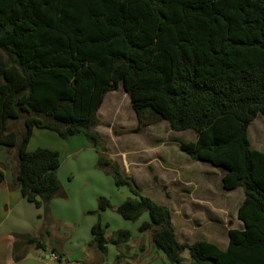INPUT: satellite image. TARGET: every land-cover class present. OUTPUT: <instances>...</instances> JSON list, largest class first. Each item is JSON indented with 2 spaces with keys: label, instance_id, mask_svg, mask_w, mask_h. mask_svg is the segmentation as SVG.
<instances>
[{
  "label": "trees",
  "instance_id": "1",
  "mask_svg": "<svg viewBox=\"0 0 264 264\" xmlns=\"http://www.w3.org/2000/svg\"><path fill=\"white\" fill-rule=\"evenodd\" d=\"M119 84L135 130L148 116L193 130L195 140L179 149L220 168L222 187L241 188L243 198L242 227L228 229L224 248L179 242L169 209L131 187L118 214L136 221L147 212L138 230L151 231L171 264H264V150L252 148L247 134L264 116V0H0V145L16 149L14 183L46 218L50 200L64 195L60 157L44 147L27 150L34 128L61 138L83 134L114 184L130 185L94 130L105 94ZM111 207L97 198L98 211ZM106 226L91 225L101 259L84 264H119L120 253L104 262ZM14 238L15 258L21 247L46 248L42 233ZM129 238L120 229L110 242L118 249ZM58 255L61 264L64 253Z\"/></svg>",
  "mask_w": 264,
  "mask_h": 264
},
{
  "label": "rangeland",
  "instance_id": "2",
  "mask_svg": "<svg viewBox=\"0 0 264 264\" xmlns=\"http://www.w3.org/2000/svg\"><path fill=\"white\" fill-rule=\"evenodd\" d=\"M97 118L94 130L129 186H116L112 176L98 166V149L88 139V144L82 145L83 138H61L43 129L37 130L30 142L31 150L44 147L59 153L57 175L64 195L57 198L61 206L55 216L50 210L49 224L52 234L61 236L66 246L64 263L84 264L101 259V253L90 243V227L99 221L107 225L104 262L114 263L120 253L119 264H171L154 245L151 231L138 230L143 220H149L147 212L130 221L116 211L123 200L132 196L130 187L169 209L179 242L207 238L223 247L228 229L241 227L237 208L243 198L242 189H224L220 168L195 160L179 149L181 142L195 140L193 130H172L166 121L153 116L146 117V123L135 130L136 115L122 84L105 94ZM16 126L21 127V121ZM247 134L252 148L264 150V116L259 114L248 124ZM15 167L16 149L12 148L4 168L10 174ZM99 196L108 198L112 207L98 211ZM41 216L45 217L43 211ZM120 229L129 231L130 238L117 249L110 239ZM35 249L36 254H42V249ZM182 256L188 263L186 249Z\"/></svg>",
  "mask_w": 264,
  "mask_h": 264
},
{
  "label": "crops",
  "instance_id": "3",
  "mask_svg": "<svg viewBox=\"0 0 264 264\" xmlns=\"http://www.w3.org/2000/svg\"><path fill=\"white\" fill-rule=\"evenodd\" d=\"M43 129L46 128H34L31 138L36 134V132H39L37 130ZM50 131L59 136L55 131ZM70 137L79 138V141L81 140V138H83L85 142L82 145H85L86 142L88 144V141H86L87 139L83 134H76ZM31 138L27 144V150L29 151H31L32 149L30 146ZM4 147L5 146L0 145V169L4 172V180L0 182V264H43L42 257H44L50 250H52V245H58L62 247L61 252L63 253L65 252L66 246L62 242L63 239L61 236L52 234V225L49 224L50 215L48 216V218H42L41 212L43 211V207L38 208L32 202L27 201L26 198L22 195L20 188L14 183L13 173L10 172V174H8L5 170L4 167L7 166L8 153L10 150H7V152L4 151ZM57 198H60V196L54 197L49 202V212L51 210L53 215L54 213L56 214V211H58V207L61 206V204L59 203L61 201H58ZM185 224L187 225V223ZM15 233H26L29 235H38L39 233H42L43 239L46 243V248L42 249V254H36L37 251L32 246L21 247L19 250L21 255L15 258L13 254ZM201 239L213 242L216 245L220 246V244L216 241L209 240L207 238ZM227 244L228 238L225 245L223 247H220L224 248ZM91 247L93 248V246ZM61 264L66 263L63 262Z\"/></svg>",
  "mask_w": 264,
  "mask_h": 264
},
{
  "label": "built area",
  "instance_id": "4",
  "mask_svg": "<svg viewBox=\"0 0 264 264\" xmlns=\"http://www.w3.org/2000/svg\"><path fill=\"white\" fill-rule=\"evenodd\" d=\"M43 264H58L59 255L56 250H50L44 257H42Z\"/></svg>",
  "mask_w": 264,
  "mask_h": 264
},
{
  "label": "water",
  "instance_id": "5",
  "mask_svg": "<svg viewBox=\"0 0 264 264\" xmlns=\"http://www.w3.org/2000/svg\"><path fill=\"white\" fill-rule=\"evenodd\" d=\"M53 248H55L57 250V252H61L62 251V247L58 246V245H52Z\"/></svg>",
  "mask_w": 264,
  "mask_h": 264
},
{
  "label": "flooded vegetation",
  "instance_id": "6",
  "mask_svg": "<svg viewBox=\"0 0 264 264\" xmlns=\"http://www.w3.org/2000/svg\"><path fill=\"white\" fill-rule=\"evenodd\" d=\"M51 245H52V243H51Z\"/></svg>",
  "mask_w": 264,
  "mask_h": 264
}]
</instances>
